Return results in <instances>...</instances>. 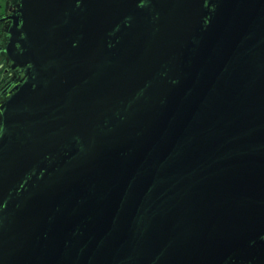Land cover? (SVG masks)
I'll return each instance as SVG.
<instances>
[{
  "label": "water",
  "instance_id": "water-1",
  "mask_svg": "<svg viewBox=\"0 0 264 264\" xmlns=\"http://www.w3.org/2000/svg\"><path fill=\"white\" fill-rule=\"evenodd\" d=\"M0 264H264V0H17Z\"/></svg>",
  "mask_w": 264,
  "mask_h": 264
},
{
  "label": "flooded vegetation",
  "instance_id": "flooded-vegetation-1",
  "mask_svg": "<svg viewBox=\"0 0 264 264\" xmlns=\"http://www.w3.org/2000/svg\"><path fill=\"white\" fill-rule=\"evenodd\" d=\"M16 1L17 0H0V106L7 97L8 88L18 80V75L16 72L12 71L9 57L5 51L8 40L4 31V23L2 22V19L6 16L8 6L10 4H15Z\"/></svg>",
  "mask_w": 264,
  "mask_h": 264
}]
</instances>
